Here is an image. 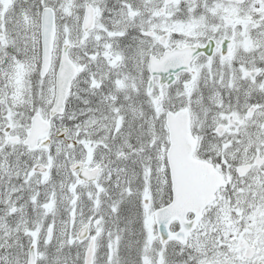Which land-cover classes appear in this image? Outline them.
I'll list each match as a JSON object with an SVG mask.
<instances>
[{
	"label": "snow or ice",
	"instance_id": "obj_1",
	"mask_svg": "<svg viewBox=\"0 0 264 264\" xmlns=\"http://www.w3.org/2000/svg\"><path fill=\"white\" fill-rule=\"evenodd\" d=\"M0 264H264V0H0Z\"/></svg>",
	"mask_w": 264,
	"mask_h": 264
}]
</instances>
